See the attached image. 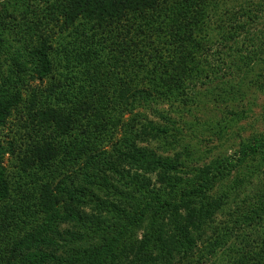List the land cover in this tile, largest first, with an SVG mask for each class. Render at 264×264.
<instances>
[{"label": "trees", "instance_id": "trees-1", "mask_svg": "<svg viewBox=\"0 0 264 264\" xmlns=\"http://www.w3.org/2000/svg\"><path fill=\"white\" fill-rule=\"evenodd\" d=\"M218 1L0 0V264H193L232 239L225 264H264V135L193 169L140 146L143 108L264 96V0L214 36Z\"/></svg>", "mask_w": 264, "mask_h": 264}, {"label": "rangeland", "instance_id": "rangeland-1", "mask_svg": "<svg viewBox=\"0 0 264 264\" xmlns=\"http://www.w3.org/2000/svg\"><path fill=\"white\" fill-rule=\"evenodd\" d=\"M246 1L253 2V0ZM218 3V8L220 9L218 14L212 15L207 10L206 16H210L212 20H205L204 22L208 23V26H211L210 29L215 31L213 34L214 36L216 35V32H218L217 30H220L222 23H225L226 27L230 28V24H233L232 21H235V19L232 18V14L235 12V10H239L242 0H219ZM258 14L260 15L261 13ZM185 21L186 18L183 20V22ZM243 21H248V18H245ZM170 22L171 21H167V19L165 20L164 26L167 29L170 28ZM170 30H180L178 36L183 38L184 35L182 30H185V25L183 24L182 27L176 25L173 29L170 28ZM191 34L194 35L193 33ZM255 36L256 35L252 33L246 36L249 40V43L251 40H257ZM257 37L261 38L262 35L260 37L257 34ZM185 41L189 42L188 40H184V42ZM189 44H192V42H189ZM130 49L132 50V45H130ZM212 50L216 52L214 61L218 59V54L223 56V53L221 52L224 49L220 44H214L212 46ZM260 67L262 68V71H264V63L263 65H260ZM144 78H148V76H144ZM144 86H147V82L144 84ZM217 92L219 93V91ZM221 94L225 96L224 92ZM233 96L237 98L239 95L234 94ZM238 98L235 101H231L225 97L224 101L222 98L212 94L210 97H203L202 99L200 98L201 101H198L199 104L197 106L182 107L179 105L172 106L170 104H156L150 106L149 108H143L142 110L138 111V113L141 115L139 119L142 120L140 126H138V129L140 131L148 132L150 135L148 138H146V142L140 144V146L148 148L152 152L156 153L157 156H164L174 160L176 159L178 163H184L189 169L208 165L212 161L219 158H230L240 150L243 143L250 142V140H252L254 137L259 138L260 136L264 135V96L262 94L254 95L253 93H249L248 95L245 94L244 96H239ZM248 109L252 110L248 117L246 119L244 117L242 119H236L233 126L227 129L222 138L215 133V131L219 129L217 127L219 123L222 122L224 124L225 120H232L235 115L241 116L242 113H247ZM132 117L133 115L130 114L126 119L130 120ZM208 125H211V127ZM152 128H155L159 131H166L168 132V135L166 133L158 132L157 135H155V132L152 130ZM204 128L206 130H204ZM166 135L167 149L165 150L158 139H164ZM174 136L175 143H173ZM198 159L202 161H198ZM139 172L140 174H143V172ZM158 173L159 172L151 174L150 176L145 175V178L152 180V183L156 188L155 190L159 189L160 187H157L162 183L160 181L161 177H159ZM174 176V174H171L169 178H174ZM178 177L184 180L187 178V175H184V173L180 172ZM171 182H173V180H171ZM222 183L223 184H219V189L224 187L225 183ZM176 188L180 194L182 190L179 188V186ZM219 189L215 192L216 194L219 193ZM230 217L231 216L229 215L227 217L222 216L218 218L215 225L222 224V227L224 228L227 225V221L230 219ZM227 231L228 228L222 233L225 238L226 235L229 234ZM217 235L219 234H216L215 236ZM221 243H223V241H221ZM235 244L236 242L234 239L231 241H226L225 245H219L217 247V252L215 255H208L207 258L204 257L206 256L204 249L207 246L200 245L198 247L199 252L195 250L193 253L195 254V258L192 260V263L225 264L226 260L227 262L231 263L234 261L233 256L229 257L228 255H232V250L233 252L237 251L235 247H238L239 249L237 252L239 253V255H237L239 258L245 255V253L243 254V247L241 245ZM254 251L255 249H253V253H255ZM243 264H247V261L244 260ZM249 264L252 263L249 262Z\"/></svg>", "mask_w": 264, "mask_h": 264}]
</instances>
